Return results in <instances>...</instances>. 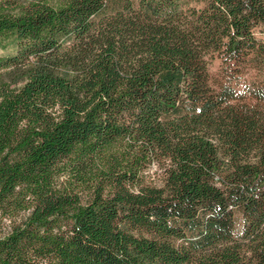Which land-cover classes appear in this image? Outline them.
Listing matches in <instances>:
<instances>
[{
    "label": "trees",
    "instance_id": "obj_1",
    "mask_svg": "<svg viewBox=\"0 0 264 264\" xmlns=\"http://www.w3.org/2000/svg\"><path fill=\"white\" fill-rule=\"evenodd\" d=\"M6 46L0 264H264V0H0Z\"/></svg>",
    "mask_w": 264,
    "mask_h": 264
},
{
    "label": "rangeland",
    "instance_id": "obj_2",
    "mask_svg": "<svg viewBox=\"0 0 264 264\" xmlns=\"http://www.w3.org/2000/svg\"><path fill=\"white\" fill-rule=\"evenodd\" d=\"M12 48L11 46H6L3 48H0V53H6L11 51ZM148 173L152 175L153 181L156 182H160V171L159 169L156 168V166H151L148 169ZM24 214V212L21 210L19 211L16 215H9V214H0V235H2V233L8 231L11 228V224H13L14 222H17V220L22 217Z\"/></svg>",
    "mask_w": 264,
    "mask_h": 264
}]
</instances>
